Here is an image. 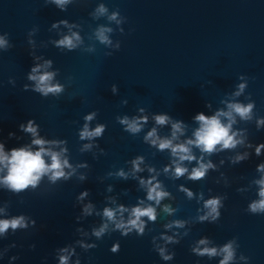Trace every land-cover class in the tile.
Instances as JSON below:
<instances>
[{"label":"water","instance_id":"obj_1","mask_svg":"<svg viewBox=\"0 0 264 264\" xmlns=\"http://www.w3.org/2000/svg\"><path fill=\"white\" fill-rule=\"evenodd\" d=\"M101 2L110 11L118 9L127 18L122 25L124 34L117 31L111 37L114 42L120 41L119 51L105 56L112 50L98 42H95L96 52L91 54L79 49L61 52L51 44L43 46L50 39H59L49 28L62 19L81 25L85 45L94 43L88 37L98 24L107 22L93 21L89 13ZM33 28L38 29L33 37L36 55L53 60V70L59 69L57 80L65 85V92L59 97L44 98L23 91V85L28 83L27 73L33 66L27 43ZM4 33L9 35L14 47L0 52V141L5 143L6 150L30 142L19 131V125L35 120L42 136L67 140L71 163H88L90 167L81 170L88 175L83 183L74 177L68 182L49 185L45 179L35 191H25L19 196L0 190V202L10 203V216L23 214L36 221L35 228L14 235L9 233L7 239L0 240V248L17 245L0 264H9L11 256L19 257L14 264H58L55 250L79 239L76 228L90 231L91 226L100 223L96 216L80 224L76 222L81 211L76 197L85 190L89 191L88 199L97 210L106 206L107 195L119 196L118 202L125 206H133L137 198L145 196L138 190L136 181L107 178V173L120 168L127 171L126 162L138 155L160 170L169 163V154L143 143V136L153 126L151 121L142 133L133 137L123 131L117 116L131 117L144 108L150 115L165 113L194 128L192 118L201 112L211 115L205 107L207 103L212 104L213 111L222 107L220 101L235 90L241 82L238 77L244 75L249 78L248 88L239 100L247 103L245 97L250 95L256 104V116L264 117V0H79L64 12L54 5L45 6L44 0H0V35ZM9 79L15 80V86L8 83ZM113 84L118 87L117 95L110 90ZM122 100H127V105H122ZM93 111L98 115L92 127L97 123L106 125L103 137L96 141L106 155L98 159H93L92 153L79 151L86 143L78 137L83 117ZM236 127L248 130L251 143H264V129L257 131L255 121L241 122ZM169 131L165 127L160 134ZM10 132L22 139H9ZM234 154L225 152L211 159L218 163ZM261 162L264 155L256 157L254 151L249 160L238 165L230 166L226 161L220 171L228 177L229 187L223 181L215 183L219 172H209L207 179L199 182L185 178L172 181L161 175L159 179L166 190L176 198L174 202L164 203L179 206L176 215H161L156 224L148 225L153 231L146 229L143 237L132 234L124 238L115 232L100 241L93 238L88 242L96 243L97 248L86 253L77 248L81 264H165L153 251L152 237L163 231L162 225L168 219H194L197 208L202 206L195 200L188 201L178 191L181 184L194 193L203 190L205 199L215 195H227V199L216 224L196 223L179 245L169 246L176 255L167 264H218V259L198 258L190 252L191 245L204 236L215 245L237 237L240 245L237 256L249 257V264H264V215L245 211L256 199V189L253 187L243 194L237 192L258 178L255 169ZM141 175L146 177L147 173ZM108 185H113L112 193H107ZM124 190H129V195H121ZM117 241L120 251L112 254L110 248ZM33 244L34 249L30 247Z\"/></svg>","mask_w":264,"mask_h":264},{"label":"clouds","instance_id":"obj_2","mask_svg":"<svg viewBox=\"0 0 264 264\" xmlns=\"http://www.w3.org/2000/svg\"><path fill=\"white\" fill-rule=\"evenodd\" d=\"M77 2L79 0H44V5H54L64 12L67 11L69 5ZM89 15L93 21L105 19L107 22L98 24L88 37L94 43L85 45V40L80 34L81 25L62 19L51 24L49 28L50 32H56L59 39H50L43 46L47 47V44H51L61 52H73L79 49L91 54L96 52L95 42H98L112 50L106 52L105 56L110 57L114 51H119L120 41L114 42L111 37L117 31L124 34L122 25L127 22V18L122 16L118 9L110 11L103 2L99 3ZM109 25H115V28ZM61 29H66V32ZM37 31V28H33L28 33L27 43L30 46L29 54L32 56L33 66L27 73L28 83L23 85V91H31L44 98L59 97L65 92V85L57 80L59 69L53 70V60L46 59L43 55H36L37 45L33 37ZM13 47L7 33L0 35V52H7ZM238 79L241 82L235 86V90L226 94L225 98L220 101L222 107L213 111L212 104L207 103L205 107L212 114L205 115L201 112L192 118L193 124L196 125L194 128H190L189 124L165 113L150 115L144 108H139L137 114L131 117L128 115L116 117L123 131L133 137L142 133L151 121L153 126L143 136V143L158 152H167L169 163L158 170L147 163L144 156L138 155L126 162L127 171L120 168L118 171L107 173V178L137 182L138 190L143 191L145 196L137 198L133 206L119 203V196L107 195L105 196L106 206L102 210H97L96 205L88 199L89 191L81 192L76 197V204L81 209L76 222L80 224L87 218L96 216L100 218V223L91 226L90 231L83 227L76 228L75 233L79 239L55 250L58 264H81L77 248L85 253L97 248L96 243L88 242L93 238L100 241L105 235L115 232H119L124 238L132 234L143 237L146 235V229L148 232L153 231L148 228V225L156 224L161 215L175 216L179 211V206L173 207L172 203H164L165 201L174 202L176 198L166 190L165 184L159 179L161 175L172 181L185 178L190 182H199L206 180L209 172H219V178L215 183L219 184L223 181L224 186L229 187L228 177L220 171L226 161L230 166H235L249 160L253 151L256 157L264 155V143L258 145L251 143L248 130L236 127L241 122L255 121L257 131L264 129V117L256 116V104L251 96L245 97L247 103L239 100L248 88L249 78L240 75ZM8 83L13 86L16 84L14 79H9ZM110 90L113 95L118 94L117 85L113 84ZM121 103L127 105L128 101L122 100ZM97 115L96 111L85 115L84 123L78 132L79 140L86 141L81 145L80 153H92L93 159L106 155L105 150L96 143L103 137L106 125L97 123L95 127H92V122L96 120ZM165 127H168L170 131L166 135H161L160 130ZM19 131L28 136L30 142L6 150L5 143L0 141V190L19 196L25 191H35L45 179L49 185H56L61 181L68 182L74 177L81 183L88 179L87 173L81 170L89 169V164L70 162L67 140L48 139L42 136L40 126L35 120L20 124ZM8 137L9 139H22L12 132L8 134ZM238 149L244 151H238ZM94 150H98V153ZM225 152L235 154L221 158L218 163H214L211 159ZM255 170L258 178L251 180L248 187L238 188L237 192L243 194L255 187L256 199L248 204L245 211L252 215H264V162L258 164ZM143 173H147V176L141 175ZM100 182L103 183V180ZM106 191L112 193L113 185H108ZM178 191L183 193L188 201L195 200L202 206L197 208V215L194 219H168L162 225L163 231L158 236L152 237L153 251L165 264L173 261L176 255L174 251H170L169 246L179 245L185 237L189 236L192 226L196 223L216 224L221 218V209L224 208V201L227 199V195H215L205 199L203 190L194 193L183 184L178 187ZM208 192L211 194L212 189L209 188ZM121 195H129V190H124ZM19 202L24 203L23 200ZM9 208V202H0V240L7 239L9 233L14 235L17 231H27L36 227V221L30 216L23 214L10 216ZM16 247L17 245L12 243L0 248V260H3L7 253ZM30 247L34 249L35 245H30ZM239 247L237 237H233L223 245H215L210 238L204 236L191 245L190 252L198 258L218 259V264H249V257L243 254L237 256ZM119 251L120 243L117 241L110 248V252L118 254ZM17 259H19L18 256L9 257V264H14Z\"/></svg>","mask_w":264,"mask_h":264}]
</instances>
